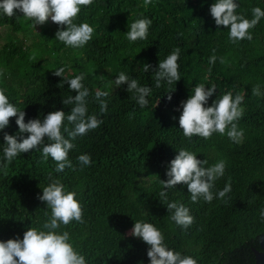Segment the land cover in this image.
<instances>
[{
  "label": "trees",
  "instance_id": "obj_1",
  "mask_svg": "<svg viewBox=\"0 0 264 264\" xmlns=\"http://www.w3.org/2000/svg\"><path fill=\"white\" fill-rule=\"evenodd\" d=\"M214 2L151 0L146 5L144 0H93L91 6L81 7L75 21L94 28L92 39L81 48L57 40L60 26L50 18L44 25L33 26L20 12L11 18L0 14V69H6L0 88L6 89L11 103L25 111V122L43 120L52 111L70 113L72 106L62 100L76 92L70 91L63 77L54 75L60 67H65L68 79L85 74L83 84L90 91L88 114H98L103 120L100 127L73 141L76 147L69 159L75 170L66 167L56 172V162L50 156L42 158L43 145L3 166L4 133L16 135L19 131L16 117L10 118L9 126L0 130V241L22 240L31 227L46 231L43 224L51 209L39 196L51 175L61 181L65 191L76 193L82 207L84 223L72 221L57 231L69 232L70 243L86 264H150V246L128 233L135 221L153 223L162 231L168 248L192 256L197 264H256L254 249H261L264 232L260 216L264 210V18L250 30L252 40L233 43L229 29L217 27L211 16ZM236 2L237 13L248 19L253 7L264 10V0ZM142 18L152 20L147 39L129 42L131 23ZM31 36L35 40L27 43ZM177 47L181 79L171 85L162 82L157 88L154 71ZM212 55L217 56L214 65L209 64ZM220 57L225 58L224 64ZM145 64L150 65L147 72ZM104 66L112 74L99 85V78L89 70ZM120 72L137 79L140 86L151 87L147 106L141 108L132 99L126 83L116 87L114 80ZM201 83L206 88L216 86L206 107L228 92L233 97L244 95V115L237 121L244 133L241 143L219 133L209 139L184 136L179 126L181 102ZM256 85L260 96L252 94ZM97 90L110 93L103 98L108 104L104 114L95 99ZM180 149L196 153L199 160L207 159L206 166L226 162L223 177L212 189L216 194L230 181L232 190L224 200L192 202L183 183L163 189L161 181L168 179L170 162ZM81 154L90 155L91 165L79 164ZM162 190L167 192L166 201L159 197ZM168 202L188 207L194 223L187 229L177 225L170 218Z\"/></svg>",
  "mask_w": 264,
  "mask_h": 264
},
{
  "label": "clouds",
  "instance_id": "obj_2",
  "mask_svg": "<svg viewBox=\"0 0 264 264\" xmlns=\"http://www.w3.org/2000/svg\"><path fill=\"white\" fill-rule=\"evenodd\" d=\"M92 3L93 0H0V14L11 18L20 12L24 18L33 22V26L44 25L50 18L52 22L60 26L55 33L57 40L66 46L81 48L92 39L94 28L87 22L78 24L75 21L81 12V7L91 6ZM144 3L150 4L151 0H144ZM238 7L236 0H215L210 6V13L216 26L229 29V39L233 43L244 39L252 40L250 30L259 23L261 18H264V10L259 6L251 9V19L237 13ZM151 24L152 20L148 18L137 19L131 23L130 30L127 31L129 42L147 39ZM179 56L180 48L177 47L166 59L159 62L158 68L154 71L157 88L162 86V82L171 85L181 79ZM216 61V55L209 58L210 65H214ZM219 61L224 64L225 58L220 57ZM143 68L147 72L150 65L145 64ZM5 72L6 69H0V77L4 76ZM208 72L211 73V67ZM64 73L65 67L54 70V75L63 77L70 91L76 92L75 96L69 95L62 100L64 105L72 106L71 111L67 114L63 110L52 111L44 116L43 120L35 118L25 122V111L11 103L6 95V89L0 88V130L9 126L12 117H16L19 129L16 135L4 133L6 147L3 152L6 162L3 166L5 168L18 155L43 145L42 158L47 160L50 156L56 162V172H63L66 167L75 170L69 159V152L76 147L73 141L100 127L103 120L98 114H88L87 98L90 91L83 84L85 74L81 73L68 79ZM114 83L116 87L126 83V90L133 94L132 99L141 108L148 105L147 97L151 94V87L140 86L137 79L129 78L124 72L119 73ZM215 90V85L206 88L205 84L201 83L195 86L194 94L181 102L183 110L179 117V126L184 136L189 139L193 136L209 139L214 133H219L226 134L230 140L239 144L242 142L244 133L238 128L237 121L244 115L245 110L241 105L245 97L241 94L233 97L232 93L228 92L214 100L211 106L206 107ZM252 94L261 95L259 85L253 86ZM109 95L108 91L95 92V99L100 105V114L107 112V100L103 98ZM171 98L169 94L168 99L171 100ZM65 121L72 125L71 129L65 127ZM24 133L28 135L23 137ZM65 133L68 138L65 137ZM18 136L22 138L18 139ZM45 138L49 143L45 144ZM77 160L82 166H89L92 163L89 154H81ZM207 164V159L199 160L196 153L180 149L178 155L170 162V168L167 171L168 179L161 181L163 189H172L177 184L183 183L187 185L192 202H197L200 198L208 203H211L214 198L224 200L232 190L230 181L216 194L212 189L215 181L223 177L226 162L220 160L212 166H206ZM49 180L50 183L42 188L43 194L39 196V199L51 209L49 220L43 224V229L46 231L31 227L24 232L22 240L17 238L0 241V264H86L85 257L70 243L69 232L57 231L61 225L66 226L72 221L84 223L82 207L75 198L76 193L65 191L61 181L52 178L51 175ZM159 197L161 201H166L167 192L162 190ZM227 202L225 200V203ZM166 206L168 212L172 213L171 220L177 225L187 229L194 223V217L190 214L188 207L176 202H168ZM260 216L264 220V210H261ZM130 234L141 238L150 246L147 251L150 264H197V260L192 256L183 255L180 251L168 248L162 231L153 223L135 221Z\"/></svg>",
  "mask_w": 264,
  "mask_h": 264
},
{
  "label": "rangeland",
  "instance_id": "obj_3",
  "mask_svg": "<svg viewBox=\"0 0 264 264\" xmlns=\"http://www.w3.org/2000/svg\"><path fill=\"white\" fill-rule=\"evenodd\" d=\"M35 40L34 36H31L28 40L27 43H32ZM3 43V40H0V45ZM90 72H94L96 74V77L99 78L98 82L99 85H103L105 82V79L107 78L106 76L111 75L112 74V70L111 68L104 66L102 68H98V67H91ZM132 230V229H131ZM131 230L128 231V233H131Z\"/></svg>",
  "mask_w": 264,
  "mask_h": 264
},
{
  "label": "water",
  "instance_id": "obj_4",
  "mask_svg": "<svg viewBox=\"0 0 264 264\" xmlns=\"http://www.w3.org/2000/svg\"><path fill=\"white\" fill-rule=\"evenodd\" d=\"M260 247V250L254 249L256 264H264V232L260 238Z\"/></svg>",
  "mask_w": 264,
  "mask_h": 264
}]
</instances>
